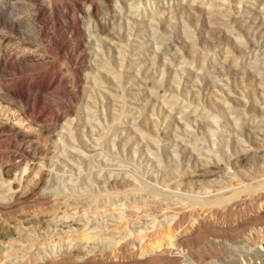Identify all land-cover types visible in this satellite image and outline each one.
I'll return each instance as SVG.
<instances>
[{
	"label": "rangeland",
	"instance_id": "1",
	"mask_svg": "<svg viewBox=\"0 0 264 264\" xmlns=\"http://www.w3.org/2000/svg\"><path fill=\"white\" fill-rule=\"evenodd\" d=\"M36 4L42 44L27 43L24 14L0 18V95L14 92L28 113H0V169L49 148L47 138L56 148L23 193L9 189L26 173L0 172V229L13 232L0 238V264H143L160 254L231 264L209 247L229 246L235 232L245 246L247 236L261 242L258 205L225 220L195 206L188 223L172 225L189 210L186 196L212 197L238 178L264 183V0ZM243 153L248 166L234 170Z\"/></svg>",
	"mask_w": 264,
	"mask_h": 264
},
{
	"label": "bare ground",
	"instance_id": "2",
	"mask_svg": "<svg viewBox=\"0 0 264 264\" xmlns=\"http://www.w3.org/2000/svg\"><path fill=\"white\" fill-rule=\"evenodd\" d=\"M11 0H4L2 3H0V18L6 14L7 18L12 19L13 16L12 15H20V14H24V16L27 17L26 20L29 21V25L30 27L29 30L27 31V33L31 36V38L29 39L30 41H28L27 43L30 45H36V44H42L44 38H45V34L43 33V26L41 23H38V19L40 16V13L44 10L42 9L43 7H36L35 5L38 6L37 0H17L16 2H10ZM90 4V3H89ZM7 5V6H6ZM21 5V6H19ZM23 7V11H15L14 13L11 12L12 9L16 10L19 7ZM90 6V10H91V15L93 16V12H94V5L91 4ZM45 8V7H44ZM7 9H9L7 12H5ZM11 9V10H10ZM22 9V8H21ZM13 10V11H14ZM19 17V16H18ZM41 17V16H40ZM25 18V17H24ZM23 18V19H24ZM16 19V21L18 20V18H14ZM1 20V19H0ZM7 20V19H6ZM26 22V21H25ZM22 30V29H21ZM21 32V31H20ZM25 34H27L26 32H24ZM22 35V34H21ZM24 35V34H23ZM22 35V36H23ZM25 36V35H24ZM20 38V37H19ZM22 38V37H21ZM15 41V40H14ZM19 41V40H18ZM9 43V42H8ZM44 43V42H43ZM7 44V41H6ZM8 46V45H6ZM41 46V45H40ZM38 47V46H37ZM25 49V48H24ZM33 49V48H32ZM31 49V50H32ZM36 49V48H35ZM10 50V49H9ZM14 51V49H13ZM15 54V53H14ZM7 56V55H6ZM13 56V55H12ZM16 56V55H15ZM14 57V56H13ZM10 59V58H9ZM5 60V59H4ZM259 82V81H258ZM161 87V86H160ZM243 88V87H242ZM260 90V88H259ZM239 92V91H238ZM9 93V91H8ZM14 93V92H13ZM12 92L9 94H6V96H1L0 95V100H6L8 105H12L14 107H17V109H13L12 108H5V107H1L0 106V113H3L6 117V121L8 120H21L23 121L24 116H26L27 111H24V104L26 103L24 100H21L20 98L15 99V101L12 103L11 101V96H15ZM258 94V93H257ZM16 98V97H15ZM1 103V102H0ZM17 104V105H16ZM27 104V103H26ZM16 105V106H15ZM244 106V105H243ZM244 108V107H243ZM27 110V109H26ZM251 110V109H250ZM249 110V111H250ZM251 112V111H250ZM38 119V118H37ZM2 120V119H1ZM25 120V119H24ZM33 122L31 121H27L28 125H32L34 127H38L39 130L41 129H48V124H38L37 120H35V118H33ZM5 122V121H4ZM2 123V122H1ZM211 123V122H210ZM3 125V124H2ZM6 125V124H4ZM129 125V124H128ZM208 127V124H206ZM11 126V125H9ZM17 126V125H16ZM12 127V126H11ZM201 127V126H200ZM204 127V125H203ZM4 128V126H3ZM18 128V127H17ZM31 128V126H30ZM205 129V128H203ZM11 130V128H10ZM14 130V129H13ZM53 130V129H52ZM208 130V128L206 129ZM205 130V131H206ZM15 131V130H14ZM21 131V130H20ZM49 131V130H48ZM55 131V130H53ZM13 132V131H12ZM52 132V131H51ZM121 132V131H120ZM20 133V132H19ZM24 133L26 134V132L24 131ZM23 133V134H24ZM53 133V132H52ZM15 134V133H14ZM50 134V132H49ZM23 136V135H22ZM45 136V135H44ZM263 137V136H262ZM18 139V138H17ZM21 140V139H20ZM45 139L41 140L44 141ZM31 141V140H30ZM50 141V146L49 148L44 144L41 146H38L34 149V154L33 157H31V159L25 160L19 159L18 157L14 158V161L12 162H8L9 165H7V167L5 168H1L0 172H2L3 176L6 177L7 179H9V175L14 174L15 172H20V170H22V173H26L25 178L22 179L21 182H19L18 184H16L15 186L11 187L9 190H14L17 189L19 191H22L21 193L25 192V188L29 185V184H36L37 181L33 179L34 176H39L42 174V170L46 167V160L44 161V157H48V154L51 150L55 149L56 147L53 145V143H51V140L49 138L46 139V142ZM22 143V142H21ZM37 143H35L36 145ZM34 145V144H33ZM15 147H18L17 145ZM25 147V146H24ZM254 147L258 148V147H263L262 145H254ZM19 148V147H18ZM241 148V147H240ZM17 149V148H16ZM24 149V148H23ZM242 149V148H241ZM33 150V149H32ZM238 150V149H237ZM243 150V149H242ZM8 151V150H7ZM27 151V150H26ZM19 153V152H18ZM33 153V152H32ZM234 153V152H233ZM235 153H238V151ZM255 152L253 151V154ZM26 154V153H25ZM246 153L241 154L239 157H236L235 161L232 163V165L234 166V170H240V168L248 166V163L246 161V158L244 157ZM38 156L37 158L35 156ZM250 155V153L248 154ZM32 156V155H31ZM22 157V156H21ZM13 159V158H12ZM257 161V160H256ZM7 163V162H6ZM231 163H225V167L227 168V170H229ZM49 173V172H48ZM48 173H47V177H48ZM249 177V176H248ZM252 178V177H251ZM245 179V178H244ZM255 180V179H254ZM247 181H251V180H247ZM253 182V181H252ZM251 182V183H252ZM219 183V182H218ZM250 182L243 184V179H236V184H231V183H227V184H223V187L220 186V188L214 189V192H217L215 195H212V197H207V198H195L192 196H186L185 200L186 204H185V209H189L188 212H183L181 214H176L173 215L174 217L177 216L176 221L173 223L172 227L174 226L175 228H181L183 226L184 223H188L190 221L191 217H195L194 212L192 211V208L195 206H199V207H208L206 210H208L209 214H212L214 216H217L219 218V216H223L222 218L224 219L225 216H229L233 213V211L235 210H241L244 212V210H246L247 208H252L253 206H261V208L264 209V193L262 191H264V183H257L255 184V186L251 185ZM250 184V185H249ZM254 184V183H253ZM117 186V185H114ZM146 188V186L144 187ZM86 189V187H85ZM148 191H151L149 187H147ZM25 195V194H24ZM13 197V195H12ZM180 197V196H179ZM178 197V198H179ZM41 198V197H40ZM43 200V199H42ZM37 206H41L43 203L41 200H38L37 202ZM41 204V205H40ZM43 206V205H42ZM227 206V207H226ZM226 207V208H225ZM3 208V207H2ZM41 208V207H39ZM219 208V209H218ZM260 208V207H259ZM5 209V208H3ZM183 209V208H182ZM253 210V208H252ZM256 210V209H255ZM3 211V210H2ZM148 211V210H147ZM179 211V210H178ZM203 213V212H202ZM249 213V212H248ZM264 213V212H262ZM0 214H1V208H0ZM245 214V213H244ZM247 214V212H246ZM256 214V213H255ZM211 215V216H212ZM240 215V214H239ZM151 216V215H150ZM210 216V215H209ZM252 216V215H251ZM264 216V215H263ZM213 217V216H212ZM217 218V219H218ZM255 218V217H254ZM261 218V217H260ZM198 219V218H197ZM242 219V218H241ZM250 219V218H248ZM253 219V218H252ZM262 219V218H261ZM189 220V221H188ZM225 220V219H224ZM228 220V219H227ZM243 220V219H242ZM202 221V220H201ZM217 221V220H216ZM222 221V220H221ZM232 221V220H231ZM255 221V220H254ZM253 221V222H254ZM257 221V220H256ZM255 221V222H256ZM198 222V221H197ZM227 222V221H226ZM235 222V220H234ZM245 222V221H244ZM251 222V221H249ZM192 223V222H191ZM190 223V224H191ZM231 223V222H230ZM233 223V222H232ZM250 224V223H249ZM254 224V223H253ZM16 225V224H15ZM238 225V224H237ZM122 226V225H120ZM205 227V226H204ZM234 228V227H233ZM247 228V227H246ZM262 228V227H261ZM239 229V228H238ZM241 230V229H240ZM239 230V231H240ZM259 230V229H258ZM242 231V230H241ZM175 232V231H174ZM234 232V230H233ZM243 232V231H242ZM241 232V233H242ZM249 232V231H248ZM261 232V231H260ZM12 231H7L5 230H1L0 229V238L1 239H8L10 235H12ZM258 233V232H257ZM197 234V233H196ZM234 234V233H233ZM232 234V235H233ZM238 234V232H237ZM235 232V235L233 236H229L228 241L230 242L229 246H210L209 251H208V247H206L207 249V253H209L210 251L212 252H221V253H227L230 254V256L233 257V261L231 262V264H263L261 263L264 260V248H263V243L261 242H257L256 239L254 241V236L252 237V239H250L248 236L245 237V241L248 240L249 241V245L245 246L244 245V241H242V239H240V236L237 235ZM244 236V233H242ZM255 234V233H254ZM258 234H256L255 236L257 237ZM264 235V228L262 229V233L261 236ZM192 238V237H191ZM258 238V237H257ZM26 241V240H25ZM185 242V241H184ZM185 243H183V241H178L176 243V246L182 247L184 246ZM205 247H203L204 249ZM126 249V248H125ZM140 250V249H139ZM205 250V249H204ZM121 251V250H119ZM77 252V251H76ZM140 252V251H139ZM183 252V251H182ZM190 253V252H189ZM170 254V253H167ZM82 255V254H81ZM116 255V254H115ZM189 255V254H188ZM193 255V253H192ZM106 256V255H105ZM117 256V255H116ZM121 256V255H120ZM157 257H155L154 259L150 258L146 261H148L149 263L145 262L143 264H176V259L179 257H174L171 254L170 255H156ZM191 256V255H190ZM199 256L202 257L204 256L201 253H199ZM124 258V257H123ZM195 258V257H194ZM211 258V257H210ZM202 259V258H201Z\"/></svg>",
	"mask_w": 264,
	"mask_h": 264
}]
</instances>
